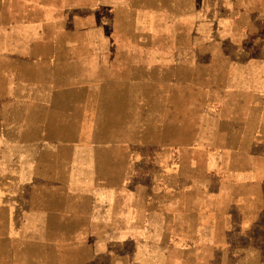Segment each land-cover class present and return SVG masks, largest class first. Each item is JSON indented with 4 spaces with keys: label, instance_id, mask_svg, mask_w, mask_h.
<instances>
[{
    "label": "rangeland",
    "instance_id": "rangeland-1",
    "mask_svg": "<svg viewBox=\"0 0 264 264\" xmlns=\"http://www.w3.org/2000/svg\"><path fill=\"white\" fill-rule=\"evenodd\" d=\"M191 2L0 0V39H27L28 61L43 57L46 86L60 89L62 141L70 136L62 160L74 152L69 161L92 168L94 180L150 188L157 213L174 223L200 218V166H211L210 149L200 154L207 90L240 97L264 72V0ZM28 74L36 78L32 64ZM252 191L264 200V189ZM230 227L214 241L217 263L264 264V222ZM211 243L200 254V239L173 237L157 264H214Z\"/></svg>",
    "mask_w": 264,
    "mask_h": 264
},
{
    "label": "crops",
    "instance_id": "crops-1",
    "mask_svg": "<svg viewBox=\"0 0 264 264\" xmlns=\"http://www.w3.org/2000/svg\"><path fill=\"white\" fill-rule=\"evenodd\" d=\"M28 47L27 39H0V264H157L168 254L160 244L173 237L200 239V254L212 240L218 264L214 241L230 224L245 233L264 222V200L252 191L264 189V72L240 97L230 87L228 99L207 90L200 154L210 149L211 166H200V218L174 223L157 213L150 188L94 180L92 168L69 161L74 152L62 160L70 136L62 141L60 89L46 86L44 59L28 61Z\"/></svg>",
    "mask_w": 264,
    "mask_h": 264
}]
</instances>
